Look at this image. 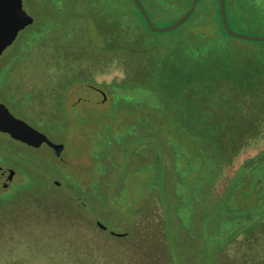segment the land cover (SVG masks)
I'll return each instance as SVG.
<instances>
[{"label":"rangeland","instance_id":"rangeland-1","mask_svg":"<svg viewBox=\"0 0 264 264\" xmlns=\"http://www.w3.org/2000/svg\"><path fill=\"white\" fill-rule=\"evenodd\" d=\"M140 1L165 27L195 0ZM250 1L225 0L229 24L264 36V0ZM197 4L200 21L184 27L216 36L220 20L210 15L219 1ZM23 6L33 21L0 56V102L64 148L58 154L0 131V264H264V206L250 239L241 231L222 243L228 233L221 216L208 215L229 195L231 181L243 184L229 203L259 204L241 168L264 152V136L233 161L210 159L213 149L178 124V107L156 91L162 80L223 92L230 85L214 81L218 69L200 74L208 65L203 58L198 73L147 71L148 57L128 49L130 39L117 26L122 18L142 39L151 34L134 0H23ZM183 28L169 34L174 41ZM221 41L222 51L234 49L237 64L262 54L249 39ZM208 115L223 120L214 134L224 142L228 129L241 130L226 106L208 107ZM204 179L191 197L192 180Z\"/></svg>","mask_w":264,"mask_h":264},{"label":"trees","instance_id":"trees-1","mask_svg":"<svg viewBox=\"0 0 264 264\" xmlns=\"http://www.w3.org/2000/svg\"><path fill=\"white\" fill-rule=\"evenodd\" d=\"M218 1V11L210 15L220 20L217 35L213 37L212 35L207 36L208 33L204 31H200L198 37L196 33L191 31V28L184 27L190 19L199 17L198 19L200 21V17L203 13L199 11L197 13H192L185 22L172 30L156 31L152 29L135 0L134 2L138 12L146 24V32L149 34L151 32V34L148 35L146 33L147 35L142 39L129 27L128 29L126 28L127 23L122 18H119L121 22L117 21V26L120 29V33H124L126 38L130 39L128 41V49L135 51V53H141L143 56L146 54L145 56L148 57L147 61L150 64L148 65L150 68H148L147 71H159L163 76H165L167 72H174L179 75L192 73V71L198 73L200 70L197 64L203 58L207 59L208 65L200 74H206L212 69H218V74L214 81L221 83V85L228 82L230 85V87L223 92L221 91L222 88L210 89L208 86L203 85L198 87L188 86L192 89L182 88L184 85H173V87H168L162 80L155 82V84H157L156 91L157 94H160V98L166 102L176 104L178 107L176 112L180 114V117H176L178 124H181L187 131L198 136L205 147L210 146L213 149V157L211 156L210 159L213 158L215 160V158L220 156L221 160L222 157H227V159L233 161L245 148L249 147L254 140L264 136V40L249 39L257 49L258 47L261 48L262 54L257 55V58L253 61H241L237 64L233 58V54L235 53L234 49L222 51L221 44H219L223 42L221 39H224V37L228 39L229 37H240L232 35L226 29L222 17L221 0ZM250 2L254 5L255 1L251 0ZM203 4L204 0H199L197 6H202ZM227 12L226 6V15L229 24L230 16ZM204 16L208 15L206 14ZM198 23L201 24V22ZM229 26L233 29L230 24ZM182 28L184 32L174 41L169 34L182 30ZM216 42L219 45H217ZM169 45H172V49L176 48L175 50H178L174 55H172L173 52H170ZM158 51L167 52L168 55L154 54ZM171 61H174V65H172L173 63H171ZM228 61H234L235 65L232 62L228 63ZM206 85H208V83H206ZM167 88H173L174 91L169 93ZM168 93L172 95H168ZM168 97H170V99ZM223 104L237 115L238 119L236 118L235 122L239 129H241L239 132H237V130L234 131L237 127L228 129V131H230L227 136L228 142H224L220 135L216 136L214 134L215 130L221 129V121L219 119L211 121L212 119L208 117V107ZM206 148L209 150L208 147ZM263 164L264 152L246 160V163L241 168V175L244 177L242 180H247L250 186L252 183L254 184L255 190L258 193V205L254 207L249 203H245L243 207H240L238 204L232 205L229 203V201H232L235 194L238 193V191L235 192V190H237L239 186H242L241 183L243 184L242 181H233L230 185L229 195L222 197L219 201V209L211 211V213L208 214L209 220L213 217L221 216L222 228L226 230L223 234L228 233L222 243L235 239L242 233L241 231L244 232L243 235L246 239H250L251 234H253V229L260 224L262 219H260L259 222L256 220L259 218L257 210L264 206ZM190 187H193L190 192L188 191L189 194H192L191 197L202 191V186H200V184H190ZM249 193H251V191H249ZM227 230L229 231L227 232ZM222 243L216 247L217 251L223 248Z\"/></svg>","mask_w":264,"mask_h":264},{"label":"water","instance_id":"water-1","mask_svg":"<svg viewBox=\"0 0 264 264\" xmlns=\"http://www.w3.org/2000/svg\"><path fill=\"white\" fill-rule=\"evenodd\" d=\"M198 1L199 0L194 1L193 6L182 19L172 25L166 27H159L152 22L151 17L149 16L147 10L145 9L141 1L136 0L146 20L148 21L150 26L156 31H169L181 25L192 14ZM221 10L224 25L229 31V33L242 38L264 40V36L244 35L241 33H237L236 31L230 28L226 15L225 0H221ZM32 21L33 18L23 6V0H0V56L3 54L6 48L15 41L19 32ZM0 131L7 132L13 138L29 143L36 147L42 145L43 143H47L48 145L53 147L58 154H60L62 149L64 148L63 144L53 142L47 134L36 129L25 120L16 117L10 111V109L1 102ZM98 223L104 229L110 230V228L104 223H102L100 220L98 221Z\"/></svg>","mask_w":264,"mask_h":264},{"label":"crops","instance_id":"crops-1","mask_svg":"<svg viewBox=\"0 0 264 264\" xmlns=\"http://www.w3.org/2000/svg\"><path fill=\"white\" fill-rule=\"evenodd\" d=\"M135 2H136V0H135ZM137 3V2H136ZM140 8V7H139ZM195 10V9H194ZM193 13V12H192ZM188 19V18H187ZM166 27V26H165ZM153 29V28H152ZM236 37H238V36H236ZM240 38H242V37H240ZM246 39H249V38H246ZM223 106H225V104H223ZM208 117L210 118V119H212L211 121H213L214 120V118L213 117H210L209 115H208ZM204 119H208V118H204ZM221 121H223L222 119H220ZM222 123V122H221ZM206 147H208L209 148V146H206ZM258 155V154H257ZM256 156V155H255ZM254 156V157H255ZM205 181V179L204 180H202V182H200V183H198V184H200V186H202L203 184H205V183H203ZM233 181H231L230 182V185H231V183H232ZM191 184H195V182L194 181H192L191 182ZM241 185H242V183H241Z\"/></svg>","mask_w":264,"mask_h":264},{"label":"flooded vegetation","instance_id":"flooded-vegetation-1","mask_svg":"<svg viewBox=\"0 0 264 264\" xmlns=\"http://www.w3.org/2000/svg\"><path fill=\"white\" fill-rule=\"evenodd\" d=\"M47 144V143H46ZM50 146V145H49ZM51 147V146H50ZM54 151H56L53 147H51ZM57 152V151H56Z\"/></svg>","mask_w":264,"mask_h":264}]
</instances>
